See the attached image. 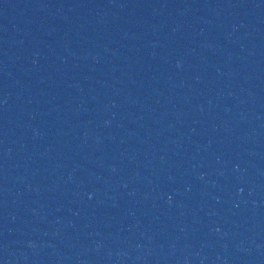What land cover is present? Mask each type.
<instances>
[{
  "label": "water",
  "instance_id": "95a60500",
  "mask_svg": "<svg viewBox=\"0 0 264 264\" xmlns=\"http://www.w3.org/2000/svg\"><path fill=\"white\" fill-rule=\"evenodd\" d=\"M263 254H264V252H263ZM261 264H264V255L262 257Z\"/></svg>",
  "mask_w": 264,
  "mask_h": 264
}]
</instances>
